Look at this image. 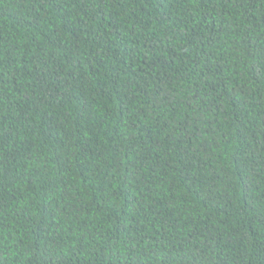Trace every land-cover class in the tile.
Returning a JSON list of instances; mask_svg holds the SVG:
<instances>
[{"label":"trees","instance_id":"obj_1","mask_svg":"<svg viewBox=\"0 0 264 264\" xmlns=\"http://www.w3.org/2000/svg\"><path fill=\"white\" fill-rule=\"evenodd\" d=\"M0 264H264V0H0Z\"/></svg>","mask_w":264,"mask_h":264}]
</instances>
